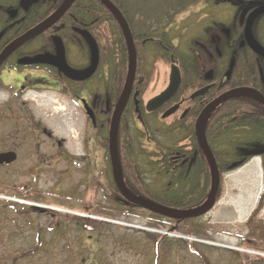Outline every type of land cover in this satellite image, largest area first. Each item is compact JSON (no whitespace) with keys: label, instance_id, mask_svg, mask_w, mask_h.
Returning <instances> with one entry per match:
<instances>
[{"label":"trees","instance_id":"1","mask_svg":"<svg viewBox=\"0 0 264 264\" xmlns=\"http://www.w3.org/2000/svg\"><path fill=\"white\" fill-rule=\"evenodd\" d=\"M19 1L0 0V28L3 30L2 40L5 42L15 39L45 19L63 2V0H38L27 11H24L19 7ZM110 1L122 13L130 29L133 43L138 50L140 47L142 48L141 41L145 37H154L162 32L173 21L174 16L186 11L190 6H200V10H198L200 12H194L195 14L189 17V20L192 21L194 36L202 34L201 30L206 24H209L208 20H211L214 26L219 9L222 8L224 27L231 30V37L238 39V42L244 40V27L241 18H245L248 12L255 8H264V0ZM16 9L19 13L14 17L7 13L8 10ZM200 14L202 20L198 18ZM163 20H166L165 27L161 25ZM263 23L264 11L259 13L252 23L253 35L257 26ZM70 25L86 28L98 45L101 62H107V64L112 65L114 71L122 70L125 74L127 50L124 37L118 23L100 0H76L61 19L50 30L41 35V38L53 41L54 35L62 37V27L69 28ZM109 35L112 39V50L108 54L106 39ZM253 38L258 44H263L256 37L253 36ZM149 45L151 43L147 42L143 48L147 49ZM244 45L245 51L240 52V59L236 65L243 80L240 85L250 87L251 83L257 82L255 87L264 96V87H261L264 80L259 76V72L257 75L259 68H254L257 76L255 81L250 80L251 78H245V75L249 73L250 76L253 75L251 62L255 61L257 56L246 47V44ZM144 61L148 63L147 59ZM183 78L184 82L188 81L187 76H183ZM114 82L115 78L112 77V84ZM184 82L182 85H185ZM101 83L104 90L100 94L104 97L105 93H108V82L103 81ZM109 118L110 115L106 114L102 120L98 121L96 133V142L104 152L102 156L104 163L99 172V178L95 176L93 181L94 185L97 183L96 185L100 188L103 196L101 200L95 201L86 208V211L113 220L123 218L124 222L129 224L133 221V217L144 218L148 220L144 224L147 228L157 229L159 224H165L168 225V229H171L169 230L171 233H179L185 237L196 239L205 238L210 228L203 217L182 220L170 219L148 212L139 205L126 201L120 195L111 173L108 152ZM172 132L174 134L172 133L171 140H166L168 138L166 136L153 138L155 140L154 150H149L148 147L143 149V145L139 141L140 131L130 124L129 117L121 116L116 144L124 183L128 190L138 198L177 209L196 208L202 205L209 195L210 171L207 159L195 139L192 123L188 129L176 126V130H172ZM204 133L220 176L216 201L221 196V179L224 174L237 170L258 156L261 158L264 171V106L258 101L247 96H239L223 102L208 117ZM186 138L189 139L191 146V149L185 150L190 151L189 157L182 156L179 160L173 161L169 152L183 151L184 147L187 146L183 143ZM263 198L264 193L258 199L257 209L262 205ZM21 207L25 209L24 212L33 211V209L40 210L25 205H21ZM55 215L58 217L60 213L55 212ZM81 219L91 221V219L84 217ZM92 221L97 220L92 219ZM246 227L248 235L244 246L254 250L252 246H255L260 239L258 236L261 234L264 236V224L261 221L255 222L254 213H252L246 222ZM91 228L94 229V225ZM136 231L144 233L154 243L156 248L154 264H166L171 251L168 244L170 236L144 229ZM160 240H163L164 244L159 245ZM175 240L184 243L188 250L199 253L195 248L197 241L181 237H177Z\"/></svg>","mask_w":264,"mask_h":264},{"label":"rangeland","instance_id":"2","mask_svg":"<svg viewBox=\"0 0 264 264\" xmlns=\"http://www.w3.org/2000/svg\"><path fill=\"white\" fill-rule=\"evenodd\" d=\"M197 9L200 10L199 5L190 10ZM189 13L182 12L174 22L181 25L182 19ZM198 18L202 20V15ZM187 21H190L189 18ZM161 25L165 27L166 20ZM177 27L176 23L174 28ZM2 33L3 30H0ZM170 33L178 32L171 29ZM150 49L151 45L147 46V50ZM155 63L160 76L168 73V64L160 60ZM156 78L150 85L153 89L151 93L162 88L159 74ZM6 96L7 92L0 89V102H4ZM0 110L1 117L12 119L17 130L20 128L17 143H26L20 150L21 157L13 165L17 169L12 168V172L0 170V264H154V243L144 233L136 231L146 229L144 224L147 219L133 217V221L127 224L119 218L115 221L123 224L110 223L109 218L86 211L103 196L93 181L95 176L99 178L104 163V152L99 144L94 142L92 145L95 146V151L91 153L94 160L88 170H84L82 162H75V170L69 168L62 154H57V141L61 140L62 150L75 158L84 156L86 126L90 136H93L94 130L86 122L82 111L68 103L66 97L37 91L17 93L12 96L10 109L3 106ZM25 120H32L29 123L32 127L26 126ZM10 123L3 122V125ZM33 123L35 126L38 123L46 126L53 140L42 134L34 137L30 132ZM39 156L47 157L51 164L39 163ZM248 163L245 168H238L240 171L223 175L218 203L203 217L210 228L205 238L188 237L198 242L195 248L199 253L176 241L177 237L186 238L176 231L178 234L173 233L175 235L168 238L171 251L166 264H264L262 234L252 246L254 250L244 246L251 206L256 204L263 190L257 166ZM37 164L41 165L39 169ZM26 166L36 170L25 173L23 169ZM21 205L41 208L24 212ZM55 212L60 215L57 217ZM259 216V221L264 224V200ZM93 225L94 229L91 228ZM158 229L163 231H160L163 235L171 233L165 224H159ZM158 244H164L163 240Z\"/></svg>","mask_w":264,"mask_h":264},{"label":"flooded vegetation","instance_id":"3","mask_svg":"<svg viewBox=\"0 0 264 264\" xmlns=\"http://www.w3.org/2000/svg\"><path fill=\"white\" fill-rule=\"evenodd\" d=\"M194 7L191 6L183 12L187 13V11H189L190 13L187 17L182 19L183 23H181V25L180 22H174V19L182 14L179 13L174 16L172 19L173 21L169 23V25L162 32H159L154 37H145L141 41L142 48L140 47L138 50L134 44L136 51L135 74L131 92L121 116L124 115L125 117H129L130 124L140 131L139 141L143 145V149L148 147L149 150H152L154 148L153 145L155 144V140H153V138L155 139V137L166 136L168 137L166 140H169L173 133L172 130L175 131L176 126L188 129L192 123L195 135V123L204 108L210 102L227 91L244 87L259 91L255 87L257 82L251 83L250 87L240 85L243 80L242 76L238 73L236 65L240 59V52L245 51L244 44H246V47L249 48L245 40V29L248 16L256 9H261L257 13L258 15L264 11V8H255L254 10L248 12L245 18H241V22L243 21L242 23L244 27V40L242 42H238V39L231 37V30L224 27L222 8L219 9L216 24L213 26V22L208 20L209 24H206V26L201 30L202 34L194 36L192 21H187L192 14L198 12V9L197 12L190 10ZM9 11L10 10L7 11L8 14ZM18 13L19 12L16 9L14 16ZM256 16H254L250 23L251 36L253 35L252 23ZM176 23L178 27L174 28ZM76 29L89 32L84 27H75L70 25L69 28L62 27V37L60 38L64 44V54L67 65L76 71H84L90 64V53L86 42L79 35ZM171 29H173V31H177L178 33L171 34ZM42 34L25 42L1 63L0 89L6 91L7 96L4 99L5 101L1 100L4 102H0L3 103L0 104V108L4 106V108L10 109V106L12 105V96H16L17 93L37 91L49 92L58 96L66 97L68 103L74 105L77 109L82 111L86 118V122L94 130V133L93 136H90L88 133V126H86V137L83 138V149L85 151L83 157L75 158L70 155L69 152L67 153L65 149L62 150L60 146L61 140L57 141V154H62L63 159L68 162L69 168L75 170L77 168L75 162H82L84 164V170L91 169V161L92 159L94 160V158L91 157V153L92 150L95 151V146L92 145H94V142L96 143L97 124L99 120H102L103 116L108 114V116L110 115V126L114 108L125 84L128 70V54L127 69L125 74L122 70L119 72H117V70L114 71L112 65L107 64V62L102 63L99 51V63L93 75L84 80H72L66 77L64 73L60 72L53 65L33 61L42 55H56L54 41L55 35L53 37V41H47L41 38ZM253 36L262 41V46L264 47V23L257 26ZM11 41L12 39L6 42L3 41L2 35L0 34V53ZM147 42L152 45L150 50L143 48V45ZM106 44L108 46L107 51L109 54L112 50V39L110 35L106 39ZM255 55L257 56V59L251 62L253 75L250 76L249 73L245 75V78H251L250 80L255 81L257 76L254 68H259L257 75L259 72V76H261L262 80H264V56H260L256 53ZM145 59L148 60V63L144 61ZM157 60L168 64V73L160 76V71L156 72L155 62ZM172 63H175L180 72L181 82L177 92L170 97V99L157 107L153 104H149L154 97L160 94L167 87L169 82L170 65ZM157 74H159V80L161 82L160 86H162V88L156 93H151L153 89L150 85L152 83L154 84ZM182 75L184 77L187 76V82H184ZM112 77L115 78V82L113 84ZM156 80L158 79L156 78ZM103 81L108 82V93L106 92L104 97L100 94L104 90L101 83ZM183 82L185 85H182ZM261 87H264L263 81ZM96 88L98 89L96 90ZM200 91L203 92L199 93ZM84 102L92 111L94 124H92V120L84 110ZM170 111L171 113L165 115ZM5 117L6 116L1 117L0 110V170L12 172L13 169H17L16 167H13V165H15L21 157L20 150L22 147L26 146V143L24 144L22 141L17 143L16 139L20 128L17 130V125H15L14 121ZM3 122L11 123L6 126L3 125ZM29 123H32V120H25V124H27L26 126L32 127ZM45 127L46 126H42L40 123L36 126L33 123V128H31L30 132L34 135V137H37L38 134H42L46 136V138L53 140L52 133L47 127ZM189 142L188 138L183 141V143L187 144L183 151L169 152L170 158L173 159V161L179 160L182 156H186L185 158H188L190 151L185 150L191 149ZM38 159H41L39 162L41 164H51L47 157L39 156ZM38 164L37 169L41 167V165ZM35 170L36 169H33L31 166H26L23 169L25 173L34 172ZM74 170L72 171L74 172ZM263 193L264 183L261 195ZM262 206L263 201L262 205L259 209H257V200L250 212L251 215L254 213L255 222H259L260 220L259 214Z\"/></svg>","mask_w":264,"mask_h":264},{"label":"water","instance_id":"4","mask_svg":"<svg viewBox=\"0 0 264 264\" xmlns=\"http://www.w3.org/2000/svg\"><path fill=\"white\" fill-rule=\"evenodd\" d=\"M38 0H20L19 7L27 11L28 8L36 3ZM76 0H63V2L59 5V7L53 11L50 15H48L45 19L34 25L33 27L26 30L24 33L16 37L12 40L0 53V65L1 63L17 48L23 45L25 42L37 37L38 35L44 33L46 30L50 29L53 25H55L61 17L69 10L72 4ZM104 7L112 14L118 26L120 27L123 37L125 39L126 47H127V54H128V70L127 76L125 80V84L123 90L120 94V97L116 103L114 108L112 118L110 121L109 132H108V152H109V159H110V166H111V173L113 177V181L115 183L116 188L118 189L120 195L128 202L139 205L141 208L148 212H152L155 214H159L161 216L182 220L188 218H197L205 216L209 213L212 208L216 204V194L219 188L220 183V176L217 170V166L214 160V157L210 151V148L207 144L203 124L207 121L211 112L217 108L220 104L237 96H247L252 95L256 97V100L264 106V97L255 89L252 88H238L235 90L227 91L226 93L220 95L215 100L210 102L200 114L197 123L195 124V135L198 141V145L200 146L202 152L204 153L207 163L209 166L210 171V190L207 201L192 209H177L172 207H167L162 204H158L146 199L138 198L134 196L126 187L124 183V179L121 172V167L119 163L118 153H117V129L121 117V113L126 105L127 99L131 92V87L134 79L135 74V66H136V51L134 47V43L132 40L131 32L128 27L126 20L124 19L122 13L118 10V8L110 1V0H100ZM261 9H256L253 11L247 19L246 29H245V40L247 45L251 48L253 52L260 56H264V48L253 41L250 35V23L254 16L257 15ZM16 11L10 10L9 14L14 16ZM79 35L83 38L86 42L89 53H90V64L84 71H76L70 68L65 59L64 54V44L60 37L55 36V48H56V55H42L37 57L36 60L39 63L50 64L55 66L60 72L64 73V75L72 80H84L93 75L96 71L98 63H99V50L95 39L91 36V34L87 31H82L76 29ZM181 78L180 72L178 67L175 63L170 65V72H169V82L167 87L156 97H154L149 104H153L154 106H159L163 102L167 101L172 97L178 90L180 86ZM200 91L199 93H202ZM196 95V94H195ZM84 110L92 120V124H94V117L90 108L84 102ZM170 112L166 113L168 115ZM202 125V126H201Z\"/></svg>","mask_w":264,"mask_h":264},{"label":"crops","instance_id":"5","mask_svg":"<svg viewBox=\"0 0 264 264\" xmlns=\"http://www.w3.org/2000/svg\"><path fill=\"white\" fill-rule=\"evenodd\" d=\"M252 163H254V165H256L257 168H258V170H257V175H258V174H261V173H262V169H261V160H260V158H259V157H255V158L251 159V160L249 161L248 165H249V164H252ZM245 166H246V165H244L243 167L245 168ZM243 167H241V168H243ZM241 168H240V169H241ZM240 169L236 170V172H237V171H240ZM232 173H235V171L232 172ZM232 173H229V174L231 175ZM239 177H240V176H239ZM254 205H255V204H252L250 212L252 211V208L254 207ZM228 206L231 207V205H228Z\"/></svg>","mask_w":264,"mask_h":264},{"label":"bare ground","instance_id":"6","mask_svg":"<svg viewBox=\"0 0 264 264\" xmlns=\"http://www.w3.org/2000/svg\"><path fill=\"white\" fill-rule=\"evenodd\" d=\"M250 35H251V33H250ZM251 38L253 39V37L251 36ZM253 41L255 42V43H257L254 39H253ZM258 44V43H257ZM258 45H260V44H258ZM260 46H262V45H260ZM263 47V46H262ZM250 48V47H249ZM264 48V47H263ZM251 49V48H250ZM257 91V90H256ZM259 92V91H258ZM260 93V92H259ZM249 98H252V99H254V100H256V97H254V96H252V95H247ZM238 97V96H237ZM264 97V96H263ZM233 98H235V97H233ZM232 99V98H231ZM228 100H230V99H228ZM207 122V121H206ZM206 122H204V124H203V128H205V126H206ZM196 123H197V121H196ZM195 123V124H196ZM202 126V125H201ZM195 137H196V135H195ZM196 141H197V138H196ZM198 142V141H197ZM261 169H262V166H261ZM261 177H262V185H263V183H264V171H263V169H262V173H261ZM169 234H171V233H169Z\"/></svg>","mask_w":264,"mask_h":264}]
</instances>
